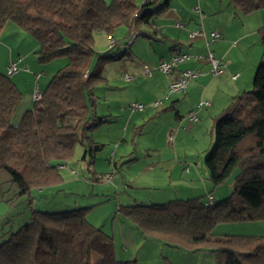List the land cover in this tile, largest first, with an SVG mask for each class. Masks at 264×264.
<instances>
[{
    "label": "trees",
    "instance_id": "obj_1",
    "mask_svg": "<svg viewBox=\"0 0 264 264\" xmlns=\"http://www.w3.org/2000/svg\"><path fill=\"white\" fill-rule=\"evenodd\" d=\"M226 2L237 15L264 9V0ZM168 3L0 0V33L12 23L37 42L38 62L66 59L16 125L12 119L22 93L7 73L0 74V169L9 173L18 194L59 183V166L71 159L76 144L91 157L102 147L89 133L105 120L93 112V89L104 78L90 65L94 58L97 67L122 55L110 52L115 46L96 54L94 33L104 32L113 39L114 30L125 26L128 37L139 35L138 27L148 24ZM257 35L263 56L251 88L234 96L214 118L212 145L204 159L210 192L237 170L229 194L212 205L196 196L117 209L143 237L192 252L207 249L215 264H264L263 235L212 234L218 222L264 221V26ZM28 200L29 220L2 233L0 264H136L134 259L116 258L112 237L88 221L89 207L41 211Z\"/></svg>",
    "mask_w": 264,
    "mask_h": 264
},
{
    "label": "rangeland",
    "instance_id": "obj_2",
    "mask_svg": "<svg viewBox=\"0 0 264 264\" xmlns=\"http://www.w3.org/2000/svg\"><path fill=\"white\" fill-rule=\"evenodd\" d=\"M136 1L140 4L143 0ZM196 7L199 8L201 17L194 11ZM254 12L236 15L226 0H169L167 6L152 16L148 24L138 27L136 31L142 33L137 35L129 47L115 46L111 49L110 52L114 56L122 55L120 59H111L95 67L94 58L90 68H96L104 80L93 89V112L95 117L104 116L107 120L95 126L89 135L93 141L102 144L101 149L91 157L84 153L83 146L76 144L71 159L65 163L66 167L59 170L62 180L57 184L42 187L41 190L33 188L29 195L18 194V187L10 181L9 173L0 169V238L9 228L15 230L29 220V197L32 208L41 211L89 207L87 218L107 232H111L112 227L117 229L120 224L130 227L133 225L127 217L118 212L120 205L141 201L149 204L201 195H204L205 201L209 195L202 192L205 180L201 179L200 172H207L204 159L212 142V124H209L211 122L207 118L205 120L198 116L201 111L199 110L196 115L202 124L197 130L194 129L196 124L190 121L188 116L192 108L190 109L189 101L185 97L186 90L170 96H165V91L160 95H153L162 79L171 76L157 69L159 57L167 58L165 53L171 41H164V36L158 31L154 33L149 25L154 24L161 30L163 25L169 36L182 43L187 42V34L190 31L198 29L206 34L211 31L222 33L223 26L225 34L223 33L220 42L227 41L232 47L230 60L235 66L244 64L247 69L254 67L247 89L249 90L255 69L263 56V47L256 31L260 26L263 27L264 16L258 14L262 12ZM176 23H181L183 28H177ZM127 35V28L119 26L111 36L120 43L125 42ZM240 35L243 37H239ZM93 39L96 54L101 55L110 49L109 37L104 32L94 33ZM195 39L197 42L194 45L198 49L189 48L182 43L177 46L191 55H205L209 51L214 53L216 41L206 47L203 36H197ZM224 48L226 47H221V52L225 51ZM1 49L0 46V74H5ZM33 55L36 57L35 53ZM191 62H184L179 67ZM65 63L64 57L56 58L49 62V66L53 65L56 72ZM144 65L151 69L150 76L144 73ZM30 70L28 68L29 72ZM21 74L18 73L15 77ZM125 74L130 76L129 82L124 80ZM37 90L41 91L39 88ZM146 99L148 101H145ZM158 100L159 104L153 107L152 103ZM173 100L178 101L171 106ZM132 102L142 103L145 107L140 111L131 112L128 106ZM190 168L197 170V179H193L192 185L179 179ZM71 170H74L75 174L71 173ZM110 171L113 172L111 180H95L98 175ZM236 172L237 170L223 185L215 187V191H221L217 194L221 198L219 200L229 193ZM185 184L188 187H194L196 184L194 189L189 191L194 192L191 193L194 195H181L186 190ZM209 185L212 187L211 183ZM225 191L227 193L224 195ZM250 223L218 222L212 234L263 235L261 232H264V226H259L264 225L263 221ZM148 243H152L149 245H153L156 250L149 248L146 253L140 254L136 264H165L166 260L170 264H215L213 254L207 249L192 252L185 248L173 250L168 245L162 247L153 241ZM138 246L139 251L142 244Z\"/></svg>",
    "mask_w": 264,
    "mask_h": 264
},
{
    "label": "crops",
    "instance_id": "obj_3",
    "mask_svg": "<svg viewBox=\"0 0 264 264\" xmlns=\"http://www.w3.org/2000/svg\"><path fill=\"white\" fill-rule=\"evenodd\" d=\"M256 12H262L258 14H261L260 16H264V9L256 10L254 13ZM149 26L151 27L152 30H154L153 31L154 33L158 31L162 36H164V39H165L164 41H168V42L171 41V44L168 47V51L165 53V57L167 58H164V56H160L158 61L162 59H168L171 53H174V52L188 53V52H184L182 48H179V45L177 46V44H181L182 42L178 39H174L172 36H169V34L166 33V29L163 27V25H162V30L155 27L154 24H151ZM221 27H222V31H221L222 33L219 32L221 36L218 40H216V42L214 41L215 49H214V53L213 52L212 53H213L214 58L224 63V67L222 71L214 74L211 72L210 64L207 63L206 61H201V62H198V61L191 62L190 61L191 63H187L177 68V70L169 78H163L161 81V84L158 85V87L156 88L153 94V95H160L164 93V91L166 92L165 96L176 94V93L167 94V86L170 80L177 77L180 70H183V69L197 70L199 74L194 80L190 81L189 85L186 88L185 97L189 101L188 104H190V109L192 108V110L195 111V114H197V111L201 110L199 111L198 116H200L201 118H205V120L206 118L207 120H210L211 122L209 123L210 125L211 124L213 125L214 118L218 114H220L223 109H225L228 106V104L231 102L234 96H237L248 89L249 87L248 85H249L250 78H251V73L254 70V67L247 69L246 65L244 64H242L241 66L239 64L235 66L234 62L230 60L229 56H230L232 47L228 44L227 41L223 40L222 42H220L221 39L223 38V33L225 34V28L223 26ZM98 33H102V32H98ZM144 34L149 36V34L145 32ZM256 34H257V31H256ZM239 37H243V36L240 35ZM193 40L191 41L187 40V42H184L182 44H185L189 48L198 49V47L194 45L195 42H197V40L195 38ZM225 42H226V45H225ZM120 43H124V42H120ZM0 46L2 47L1 49L2 63H3L2 65H4L3 67L5 69V73L7 71V66L12 60H15L17 57L21 58V60L17 62V67L19 68L18 72L10 76L11 80L14 82V84L17 86V88L22 93L20 105L18 106L16 113L14 114V117L12 119L13 124L16 125L21 119V116L24 113V111L32 106V103L34 101L33 100L34 91L37 88H39L41 91L43 90L48 80L50 79L51 75L54 73L55 67H53V65L49 66V62H53V60L47 62V64L40 63L37 61L36 57L33 55V53H35L36 49L38 48L37 42L32 37H30L29 35L24 33L22 30H20L17 26L13 25L12 23H7L3 27L0 33ZM171 47H173V50L170 49ZM206 47H209V46H206ZM221 47H226L224 48L225 50L224 52H221L223 51ZM225 60L227 62H225ZM23 67H25L26 70H23ZM28 68L31 69L30 70L31 72L28 71ZM18 73H22V74L20 76L15 77V75H17ZM232 74H238V76L235 79H232L231 78ZM33 83H34V86H33ZM156 83L157 82H155V84ZM39 85H42V87H39ZM145 101H148V99H146ZM177 101L178 100L176 101L173 100L171 102V106L174 105L175 102ZM199 101H208L209 105L196 109L194 105ZM199 119L200 118H197V121H193L189 117V120L196 124L194 127L195 130H197L200 124H202V122ZM106 120L107 119H105L104 121ZM210 128L212 129V126ZM211 145H212V142H211ZM62 165H63L62 168L66 167V164H62ZM71 173H72V170H71ZM73 174H75V172ZM200 175H201V179L205 180L203 187H202V192L203 193L207 192L209 195L207 199L205 200V202H207L208 199H211L213 203L220 201L219 199L221 198H219L217 194L218 192H221V191H215V188H214L210 192L212 187L209 185L210 183H207L208 181L207 172L206 174H201L200 172ZM97 178L98 176L96 177L95 180H100L99 178L98 179ZM179 179L182 180L183 182H190L189 185H192V182L194 181L193 179H197V170L191 169V168L187 169V171H185V174H182L179 177ZM184 186L186 187L184 188L186 190L183 191L182 192L183 194L181 195H188V196L194 195V194H191L194 192L189 193V191L193 190L194 187H188L187 184H185ZM41 189L42 188H38V190H41ZM212 192L213 194H211ZM186 193H189V194H186ZM226 193L227 191H225L224 195ZM201 196H204V195H201ZM193 197H196V196H193ZM220 197H223V196H220ZM187 198H191V197H187ZM172 199H176V198H172ZM142 202L143 201H141V203ZM157 203H160V202H157ZM124 205H128V204H124ZM88 221L90 222L89 219ZM258 222H261V221H258ZM90 223L93 224L94 222H90ZM250 224H252V222ZM256 224H260V223H256ZM93 225L96 227H99L103 232H105L106 234L112 237V240L114 243L115 256L118 260H132V259L138 260L140 257V254L146 253V250H148L149 248L155 251L156 250L155 247H153V245H149L152 243H148V242L153 241V242H156V244L159 246L166 247L164 244H162L159 241H156L151 238L143 237L142 235L139 234V232L136 231L133 225L132 227H130L126 225L123 226L120 224L117 229H114L112 227L111 232L104 231L100 225L98 226L95 223ZM259 226H264V225H259ZM261 233H263V236H264V232H261ZM139 244H142V246L138 251ZM169 248H172L173 250L178 249L174 247H169ZM172 264L174 263L172 262Z\"/></svg>",
    "mask_w": 264,
    "mask_h": 264
},
{
    "label": "built area",
    "instance_id": "obj_4",
    "mask_svg": "<svg viewBox=\"0 0 264 264\" xmlns=\"http://www.w3.org/2000/svg\"><path fill=\"white\" fill-rule=\"evenodd\" d=\"M194 11H196L197 13H199V15L201 16V12L199 11V8H195ZM175 26L179 29L183 28V25L181 23H176ZM138 35L137 32L133 33L132 35H130V37H128L125 41L124 44L122 43H118L116 42L114 39L109 38V47H113V46H117V47H122V46H128L130 45L133 40L135 39V37ZM197 36H203L205 39V45L206 46H210L214 41L218 40L221 36V34L218 31H211L210 33L206 34L201 30H194V31H190L187 34V38L189 41L193 40L194 38H196ZM21 58H17L15 61H11L9 63V65L7 66V75L11 76L13 74H15L19 68L17 67V62L20 61ZM206 61L207 63L210 64L211 66V72L212 73H219L220 71H222L223 67H224V63H222L221 61H219L218 59L214 58L213 53L211 51H209L207 54L202 55V54H188V53H179V52H175V53H171V55L169 56L168 59H162L159 61L158 65H157V69L158 71H160L163 74L166 75H172L177 68L179 67L180 64L187 62V61ZM144 69V73L148 76L151 75L152 71L151 69L147 66L144 65L143 67ZM23 70H26L25 67H23ZM86 74V73H85ZM84 74V75H85ZM199 72L197 70H193V69H183L179 71V74L177 77L173 78L168 86H167V94L170 93H179V92H183L186 90L187 86L189 85L190 81L194 80L197 76H198ZM238 76V74H232L231 78L235 79ZM124 79L126 81H129L131 78L129 75L125 74L124 75ZM41 92L38 91L37 89L34 91L33 93V100H37L40 98ZM159 100L158 101H154L152 103L153 107H156L159 104ZM209 102L208 101H199L197 102L194 107L196 109L198 108H202L204 106H208ZM144 105L142 103H138V102H132L131 104H129L128 108L131 112L134 111H140L142 109H144ZM189 117L191 120L193 121H197V116L195 114V111L192 110L189 113ZM63 165H60L59 168H62ZM72 173H74V171L72 170ZM113 176V172H107L103 175H98V178L104 181H109L112 179ZM207 205H212L213 202L211 201V199H208Z\"/></svg>",
    "mask_w": 264,
    "mask_h": 264
}]
</instances>
